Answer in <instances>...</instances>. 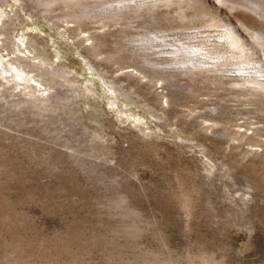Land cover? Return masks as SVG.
I'll return each instance as SVG.
<instances>
[{
	"label": "rangeland",
	"instance_id": "obj_1",
	"mask_svg": "<svg viewBox=\"0 0 264 264\" xmlns=\"http://www.w3.org/2000/svg\"><path fill=\"white\" fill-rule=\"evenodd\" d=\"M16 1L0 264H264V0Z\"/></svg>",
	"mask_w": 264,
	"mask_h": 264
},
{
	"label": "bare ground",
	"instance_id": "obj_2",
	"mask_svg": "<svg viewBox=\"0 0 264 264\" xmlns=\"http://www.w3.org/2000/svg\"><path fill=\"white\" fill-rule=\"evenodd\" d=\"M16 1V0H15ZM65 1H67V2H70V3H72V4H79V2L81 1V0H65ZM218 1V0H217ZM224 1H226V0H224ZM229 2L231 1V0H228ZM17 2V1H16ZM55 2V0H51L49 3L50 4H53ZM121 2H123V1H121ZM120 2V3H121ZM237 3V2H236ZM233 4V6L234 5H238V4ZM255 4H253V6H254ZM256 5H258V4H256ZM255 5V6H256ZM232 6V1H231V5H230V7ZM233 6H232V8H233ZM259 7V6H258ZM251 8V7H250ZM250 8H248V9H250ZM231 9V8H230ZM253 9V8H252ZM259 9H260V7H259ZM251 10V9H250ZM256 10H258V9H256ZM252 12L254 11V10H251ZM255 12V11H254ZM68 18H70L71 20H72V22H79V18L78 17H76V16H68ZM81 21V20H80ZM258 35V34H257ZM262 36H264V35H262ZM254 37H256L255 36V34H254ZM256 39H258V38H256ZM263 39H264V37H263ZM259 41L258 42H260L261 40L260 39H258ZM167 44V43H166ZM261 44V43H260ZM264 44V43H263ZM263 44H261V45H263ZM98 46V45H97ZM179 49V48H178ZM180 50V49H179ZM179 50H177L176 52H178V54L180 55V53H181V51H179ZM182 53H185V54H187V55H191L192 53L191 52H182ZM182 53H181V56H184V55H182ZM174 55H176V53L174 52ZM37 58V57H36ZM4 59V58H3ZM44 59V58H43ZM38 60V59H37ZM45 60V59H44ZM190 60H191V58H190ZM194 61V66H195V62H198V61H195V59H193ZM196 60H198V59H196ZM191 61H189V63H190ZM192 62V63H193ZM175 63V62H174ZM188 63V62H187ZM192 63H190V64H192ZM198 63H200V62H198ZM197 63V64H198ZM14 64V63H13ZM45 64V63H44ZM173 64V63H172ZM178 64V63H177ZM196 64V65H197ZM1 65V64H0ZM2 65H3V62H2ZM1 65V66H2ZM12 65V64H11ZM40 65H42L41 63H40ZM46 65V64H45ZM44 65V66H45ZM179 65H180V63H179ZM186 65V64H185ZM3 66H6V65H3ZM2 66V70H1V73L2 74H7V73H10V79H12L13 81H21V82H23V81H25V82H27V83H29V82H35V83H37V81H35V80H33V79H23V77L20 75V73L18 72V71H15V70H13V68H12V66H11V68H12V70L13 71H15L16 73L13 75L11 72H13V71H9V70H7V69H5L4 67ZM10 66V65H9ZM19 67V66H18ZM23 67V66H22ZM26 67V66H25ZM42 67H43V65H42ZM41 67V68H42ZM16 68V67H15ZM8 69H10V68H8ZM18 69V68H17ZM16 69V70H17ZM30 69V68H29ZM46 71V70H45ZM30 72V71H29ZM14 73V72H13ZM31 73V72H30ZM29 74V73H28ZM248 74H250V73H248ZM23 75V74H22ZM6 76V75H5ZM8 76H9V74H8ZM101 76V75H100ZM6 78H7V76L4 78L5 80H6ZM93 78V77H92ZM100 78V77H99ZM3 79V80H4ZM7 81V80H6ZM12 81V82H13ZM106 81V80H105ZM103 79H101V83H102V87H105L104 88V91H106V94H107V101H108V104L110 105V106H112V107H115V108H117V102H115V100H117L118 99V96H117V90L114 88V87H111V86H109V84L107 83V82H105ZM256 84H258L259 86H263L264 85V83L263 82H257ZM38 85V84H37ZM30 89V88H29ZM119 93V92H118ZM119 94H121V93H119ZM118 94V95H119ZM24 102V101H23ZM25 103H26V101H25ZM28 103V102H27ZM119 107V106H118ZM118 114H120L121 112H119L118 110L116 111ZM231 139V138H230ZM234 139V138H233Z\"/></svg>",
	"mask_w": 264,
	"mask_h": 264
}]
</instances>
